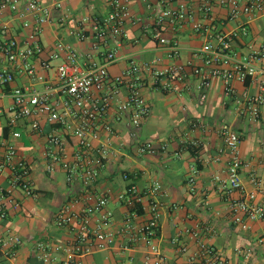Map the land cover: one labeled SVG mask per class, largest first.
I'll use <instances>...</instances> for the list:
<instances>
[{
  "label": "built area",
  "instance_id": "1",
  "mask_svg": "<svg viewBox=\"0 0 264 264\" xmlns=\"http://www.w3.org/2000/svg\"><path fill=\"white\" fill-rule=\"evenodd\" d=\"M63 2L64 0H0V13L11 10L22 21L23 27L30 31L25 40L21 41L9 34L6 25L0 29V57H5L9 62V65L5 64L0 68V94L5 93L17 71L32 78L33 84L14 88L11 92L14 99L9 109L12 120L35 116L31 125L39 133H44L40 117H45L54 125L46 136V169L53 173L61 168L68 184L74 185L78 181L81 184L70 203L54 219L56 226L67 229L72 238L52 243L42 239L35 240L33 237L24 238L7 229L0 232V252L9 260L8 264H13L12 258L16 251L28 241L35 243L33 253L38 264H85L88 254L116 245L117 232L110 228L114 213L108 208L113 195L109 190L103 193L95 190L112 151L110 144L102 140V132L114 133L112 124L106 119L113 101H116L119 119L126 118L125 123L133 136L141 129L151 111L141 90L147 83L143 71L152 67L131 62L119 75L110 72V67L116 62L118 49L128 39L126 24L136 20L124 0H103L105 15L71 18L82 31L85 30L86 22L92 20V52L83 55L64 41H57L49 56L41 61V67L45 70H55V79H41V87H38L33 62L45 52L41 40L43 27L52 20L55 11L63 8ZM215 3L227 7L231 18L242 13L247 15L246 23L238 31L215 35L196 52L195 56L201 58L203 64L190 59L160 69L153 68L152 82L169 90L173 82L189 85L194 77L198 80V101L203 105L208 99L212 81L221 78L225 84L226 96L237 104L239 113L251 121H259L264 111V44L260 50L241 56L234 46L240 34L249 35V22L264 14V0H202L200 9L203 14L209 15ZM155 19L152 33L159 44L168 49L171 58L179 57L180 43L176 38L170 39L162 35L166 24L189 20L197 31L206 28L204 24L195 21L193 14L184 5L171 7L167 0L156 1ZM54 61L59 62L53 64ZM234 79L255 84L256 92L246 91L238 95L232 84ZM221 132L228 154L227 175L217 176L216 180L219 182V189L229 200L232 222L242 230H249L252 222L264 219V191H261L262 198L258 199L256 189L261 182L256 176L252 179L256 187L253 191H248L242 182L241 173L246 163L240 153L239 133L231 126H226ZM14 136L20 137L21 134L15 131ZM67 139L76 144L73 159L68 157L65 150ZM158 150L152 141H143L137 146L140 155L154 154ZM6 168L12 170L13 187L22 189L27 196L36 194L31 164L19 158L16 146L0 134V173ZM124 178L130 180L131 175L125 173ZM188 182L190 190L195 191V177H190ZM160 187L159 182H154L146 190H142L130 181L126 190L116 196L128 208L133 202L142 206L143 213L129 210L125 218L123 247L130 249L143 242L147 247L144 264H175L167 260L160 246L162 204L157 198ZM234 193L239 195L232 197ZM145 197L147 201L144 200ZM7 198L8 195L3 190L0 196V221L8 217L4 201ZM139 215L145 217L140 224L136 222ZM212 230V227L205 224H196L193 228L186 229L188 234L197 239L199 246L198 251L189 256L186 264H227L225 255L204 239V234ZM173 240L179 244L181 252L188 250V244L182 241L181 236L178 235ZM257 242L264 244V237ZM237 253L244 258L242 264H250L255 247L251 245L239 248Z\"/></svg>",
  "mask_w": 264,
  "mask_h": 264
},
{
  "label": "crops",
  "instance_id": "2",
  "mask_svg": "<svg viewBox=\"0 0 264 264\" xmlns=\"http://www.w3.org/2000/svg\"><path fill=\"white\" fill-rule=\"evenodd\" d=\"M129 6L134 22L126 24L128 39L117 51L116 62L110 67L113 75H119L131 62L151 69H160L169 65L184 63L193 59L203 64L198 52L210 39L220 33L238 31L246 23L248 17L240 14L231 18L227 7L214 4L209 15L200 9L202 0H167L171 7L184 5L195 21L206 26L201 31L193 27L192 21L166 24L162 35L176 38L180 43V55L171 58L168 49L159 44L152 31L155 26V4L157 0H124ZM245 0H242L244 2ZM95 14L105 15L106 7L103 0H64L63 8L53 14L50 22L44 24L41 40L45 52L34 60L38 87L41 79H55V70L41 67L42 59L59 40L69 44L83 55L90 54L92 20L85 24V30L71 21L72 17H92ZM6 25L9 34L24 41L29 29L11 10L0 13V29ZM248 36H238L235 51L239 56L258 51L264 44V14L249 22ZM84 36L85 38H81ZM59 61H54L57 64ZM9 65L5 57H0V68ZM11 66V65H10ZM144 69L143 76L147 83L141 92L150 106V115L141 129L131 135L125 120L119 119L116 101L107 115V121L114 128V133L102 132V140L109 143L112 151L102 178L95 190L98 193L111 191L113 198L108 208L113 211L114 218L110 226L117 232V243L114 247L93 251L85 257V264H144L147 247L139 242L130 249H124V221L129 208L122 204L116 196L126 190L130 181L142 190H146L154 182L160 183L157 198L162 204L161 241L160 246L167 260L175 264H186L190 255L198 251L197 239L186 232L196 224L212 227V232L204 234L210 245L220 250L227 259V264H242L243 256L237 249L253 245L255 254L250 264H264V244L259 238L264 237V219L251 223L249 230H242L232 222L229 200L219 189L217 176L226 177L228 154L225 151L222 129L233 127L240 135V153L246 163L241 176L248 191L256 189L253 177L261 182L257 192L258 199L264 191V111L259 121H251L239 113V107L225 94V84L221 78H215L209 89L205 104L198 101V80L192 78L187 83L173 82L169 90H164L152 82V70ZM39 79V80H38ZM33 84L32 78L26 73L17 74L7 86L4 94H0V134H3L17 148L18 157L25 159L32 166L31 177L36 194L27 196L18 187L12 186V170L4 169L0 173V196L8 195L6 201L8 217L0 221V232L7 229L18 233L24 238L45 240L52 243L69 241L72 234L64 228L56 226L54 219L63 207L70 203L78 190L80 182L74 185L66 182L65 173L61 168L50 173L46 169L45 150L47 133L54 125L45 117H40L44 133L36 132L31 122L36 117L12 120L10 107L14 103L12 90L17 87ZM238 95L244 92H256L255 84L243 83L237 79L232 81ZM119 119V120H118ZM20 137H15L14 132ZM152 141L158 152L140 155L137 146L140 142ZM65 150L70 159L76 150L73 140H65ZM129 173L131 179L124 178ZM195 177L196 189L190 190L189 179ZM234 193L232 197L238 196ZM147 201V197L144 199ZM144 215H139L136 222L140 224ZM181 236L188 244V250L181 252L174 238ZM34 241L23 244L12 258L13 264H38L34 256ZM9 260L0 252V264H8Z\"/></svg>",
  "mask_w": 264,
  "mask_h": 264
},
{
  "label": "trees",
  "instance_id": "3",
  "mask_svg": "<svg viewBox=\"0 0 264 264\" xmlns=\"http://www.w3.org/2000/svg\"><path fill=\"white\" fill-rule=\"evenodd\" d=\"M248 82V81H247ZM129 210L130 211H136L139 214L143 213L142 206L138 202H133L132 204L130 203L129 205Z\"/></svg>",
  "mask_w": 264,
  "mask_h": 264
}]
</instances>
